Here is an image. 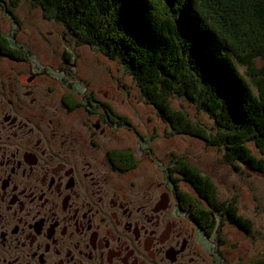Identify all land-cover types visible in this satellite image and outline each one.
<instances>
[{
    "label": "flooded vegetation",
    "instance_id": "1",
    "mask_svg": "<svg viewBox=\"0 0 264 264\" xmlns=\"http://www.w3.org/2000/svg\"><path fill=\"white\" fill-rule=\"evenodd\" d=\"M14 83L0 82V264H264V237L251 220L249 231L224 220L235 234H208L185 206L187 196L199 201L194 187L170 170L164 184L139 168L127 142L129 127L136 139L139 132L88 84L80 100L61 99L65 116L87 115L76 122L52 119L50 106L25 99L33 92L17 98ZM147 154L153 163V149Z\"/></svg>",
    "mask_w": 264,
    "mask_h": 264
},
{
    "label": "trees",
    "instance_id": "2",
    "mask_svg": "<svg viewBox=\"0 0 264 264\" xmlns=\"http://www.w3.org/2000/svg\"><path fill=\"white\" fill-rule=\"evenodd\" d=\"M20 2L0 0L13 20ZM32 5L45 20L62 25L71 43L117 61L174 133L221 149L235 172L264 178V158L249 148L264 155V0H32ZM22 52L0 32V55L24 60ZM173 99L202 111L209 124L191 120L174 108ZM129 163L136 164L133 158ZM169 170L196 190L199 201L183 195L185 206L206 233L224 220L250 230L235 201L220 203L212 181L194 165L180 158Z\"/></svg>",
    "mask_w": 264,
    "mask_h": 264
},
{
    "label": "rangeland",
    "instance_id": "3",
    "mask_svg": "<svg viewBox=\"0 0 264 264\" xmlns=\"http://www.w3.org/2000/svg\"><path fill=\"white\" fill-rule=\"evenodd\" d=\"M12 12L15 15L14 20L0 3V32L13 47L22 48L24 60L28 62L11 64L10 60L0 56V82L4 85L14 83V79L12 82L10 79L23 73L19 83H14L13 86L20 92L17 98L24 96V91L33 92L28 97L24 96L25 99L29 101L32 97L36 106L44 104L50 106L52 119L60 121L71 119L78 122L87 118V115L80 112L72 118L65 116L61 99L74 95L75 99L80 100V97L85 95L84 86L88 84L90 90L97 92L99 101L110 104L117 115L125 117L131 127L139 132L140 136L136 139L129 127L128 134L132 135V138L127 142L131 145L138 166L144 173L153 175L165 184L172 163L184 158L212 181L216 189V198L220 203L235 201L240 215L253 222L252 230L264 237L262 176L243 169L235 172L231 166L224 163L221 149L208 146L199 139L174 133L157 116L154 108L144 101L137 83L117 61L102 56L89 46L64 41L62 38L65 37V30L62 25L45 20L41 11L32 5V0H21ZM63 55L64 57L70 55L68 57L71 60L78 59L77 68L64 65ZM255 66H261L260 62L256 61ZM60 69H64L65 73L60 74ZM239 70L241 73L245 72L244 68ZM36 73H40L37 81H32L31 84L25 82V77L31 79V75ZM73 76L80 79V85L78 81L74 83L73 79L76 78ZM71 83L75 85L76 92H72L73 94L68 93ZM172 101L174 108L181 107L191 120L209 124V118L202 111L179 100ZM118 137L121 141L129 140L124 134L119 133ZM150 148L153 149L156 158L153 163L150 162L153 156L146 155ZM249 148L256 157L264 158L253 145H249ZM178 185L182 189L186 188L183 182H179ZM219 229L221 232L236 233L234 229L226 226L224 228L219 225Z\"/></svg>",
    "mask_w": 264,
    "mask_h": 264
}]
</instances>
